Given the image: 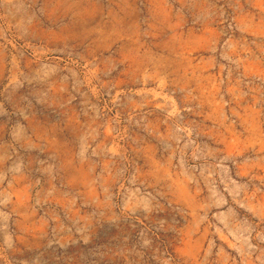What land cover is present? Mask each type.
<instances>
[{
	"label": "rangeland",
	"instance_id": "rangeland-1",
	"mask_svg": "<svg viewBox=\"0 0 264 264\" xmlns=\"http://www.w3.org/2000/svg\"><path fill=\"white\" fill-rule=\"evenodd\" d=\"M0 264H264V0H0Z\"/></svg>",
	"mask_w": 264,
	"mask_h": 264
}]
</instances>
